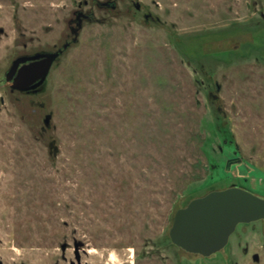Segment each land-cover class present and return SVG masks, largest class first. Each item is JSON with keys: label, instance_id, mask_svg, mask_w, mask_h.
<instances>
[{"label": "rangeland", "instance_id": "rangeland-1", "mask_svg": "<svg viewBox=\"0 0 264 264\" xmlns=\"http://www.w3.org/2000/svg\"><path fill=\"white\" fill-rule=\"evenodd\" d=\"M66 43L38 91L7 83ZM230 188L264 199V0H0V264H264V220L171 243Z\"/></svg>", "mask_w": 264, "mask_h": 264}, {"label": "water", "instance_id": "water-1", "mask_svg": "<svg viewBox=\"0 0 264 264\" xmlns=\"http://www.w3.org/2000/svg\"><path fill=\"white\" fill-rule=\"evenodd\" d=\"M81 14L77 17L78 27L73 30L75 35L83 26ZM74 40H77V36ZM70 45L66 43L57 52L16 59L6 74L7 83L19 92L38 91L45 84L54 63ZM51 120V114L45 117V128L51 127ZM262 219L264 199L238 188L214 191L192 200L185 208L177 211L170 238L175 246L188 253L211 257L227 246L240 224ZM254 260L259 261L258 255L254 256Z\"/></svg>", "mask_w": 264, "mask_h": 264}, {"label": "flooded vegetation", "instance_id": "flooded-vegetation-1", "mask_svg": "<svg viewBox=\"0 0 264 264\" xmlns=\"http://www.w3.org/2000/svg\"><path fill=\"white\" fill-rule=\"evenodd\" d=\"M132 1H134V0H132ZM134 6L136 7L137 10H141L139 4L134 3ZM147 16H148V17H147ZM147 16H146V17H147V20H149V19H153L152 15H147ZM88 18H89L88 15H85L84 13L81 14V19H82L83 21L86 20V19H88ZM262 220H264V219H262ZM262 220H259V221H262ZM256 222H258V221H256ZM252 223H254V222H252ZM249 224H251V223H249ZM244 225H248V224H240L238 227H240V226H244ZM238 227H237V228H238ZM236 230H237V229H236ZM235 232H236V231H235ZM233 235H234V234H232V236H233ZM232 236H231V237H232ZM231 237H230V238H231ZM229 241H230V240H229ZM228 244H229V243H228ZM228 244H227V246H228ZM227 246H226V247H227ZM226 247H225V248H226ZM225 248H224V249H225ZM246 252H247V250H246ZM254 256H255V255H254Z\"/></svg>", "mask_w": 264, "mask_h": 264}, {"label": "trees", "instance_id": "trees-1", "mask_svg": "<svg viewBox=\"0 0 264 264\" xmlns=\"http://www.w3.org/2000/svg\"><path fill=\"white\" fill-rule=\"evenodd\" d=\"M171 243H172V241H171ZM173 244V243H172ZM174 245V244H173ZM175 246V245H174ZM177 247V246H176ZM179 248V247H178ZM182 252H184V253H186V254H189V255H194L195 256V254H191V253H188V252H186V251H184L183 249H181V248H179ZM219 253V252H218ZM198 256H200V255H198ZM201 257H203V256H201ZM205 258V257H204Z\"/></svg>", "mask_w": 264, "mask_h": 264}]
</instances>
